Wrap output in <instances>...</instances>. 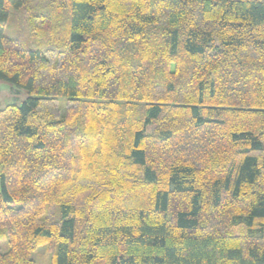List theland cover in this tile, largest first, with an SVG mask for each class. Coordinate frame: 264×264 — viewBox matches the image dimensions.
Instances as JSON below:
<instances>
[{
    "label": "trees",
    "instance_id": "trees-1",
    "mask_svg": "<svg viewBox=\"0 0 264 264\" xmlns=\"http://www.w3.org/2000/svg\"><path fill=\"white\" fill-rule=\"evenodd\" d=\"M0 78V264H264V0H0Z\"/></svg>",
    "mask_w": 264,
    "mask_h": 264
},
{
    "label": "rangeland",
    "instance_id": "rangeland-1",
    "mask_svg": "<svg viewBox=\"0 0 264 264\" xmlns=\"http://www.w3.org/2000/svg\"><path fill=\"white\" fill-rule=\"evenodd\" d=\"M5 35L17 38L26 48H33L35 46L18 10L11 9L5 25ZM26 97V90L0 78V110L9 104H21ZM0 246L1 250L6 249L7 245L4 239H0ZM32 257L35 260V264H51L52 262V252L45 244L38 246Z\"/></svg>",
    "mask_w": 264,
    "mask_h": 264
}]
</instances>
